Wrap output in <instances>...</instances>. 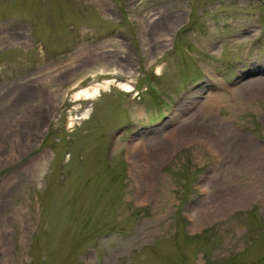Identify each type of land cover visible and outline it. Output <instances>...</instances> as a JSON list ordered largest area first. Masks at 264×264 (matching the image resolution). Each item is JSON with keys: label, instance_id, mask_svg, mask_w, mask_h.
<instances>
[{"label": "rangeland", "instance_id": "374dc122", "mask_svg": "<svg viewBox=\"0 0 264 264\" xmlns=\"http://www.w3.org/2000/svg\"><path fill=\"white\" fill-rule=\"evenodd\" d=\"M0 264H264V0H0Z\"/></svg>", "mask_w": 264, "mask_h": 264}, {"label": "bare ground", "instance_id": "6f19581e", "mask_svg": "<svg viewBox=\"0 0 264 264\" xmlns=\"http://www.w3.org/2000/svg\"><path fill=\"white\" fill-rule=\"evenodd\" d=\"M120 86H123L122 88L124 91H130V85L128 83H121ZM99 90L100 88L98 86L91 87V88H84V89H81L77 93V95L79 96V98L89 99V98L95 97L98 94Z\"/></svg>", "mask_w": 264, "mask_h": 264}]
</instances>
